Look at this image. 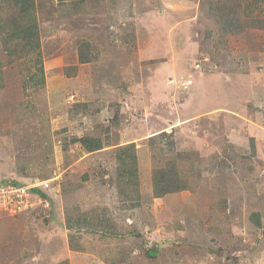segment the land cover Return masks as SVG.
<instances>
[{
  "label": "rangeland",
  "instance_id": "obj_1",
  "mask_svg": "<svg viewBox=\"0 0 264 264\" xmlns=\"http://www.w3.org/2000/svg\"><path fill=\"white\" fill-rule=\"evenodd\" d=\"M30 2L0 0V181H55L0 218V264H264V0Z\"/></svg>",
  "mask_w": 264,
  "mask_h": 264
},
{
  "label": "trees",
  "instance_id": "obj_2",
  "mask_svg": "<svg viewBox=\"0 0 264 264\" xmlns=\"http://www.w3.org/2000/svg\"><path fill=\"white\" fill-rule=\"evenodd\" d=\"M14 1L17 3H19V1H22L24 6L22 4L21 6H23V8H28V6H30L31 4L30 0H14ZM231 12L232 11L230 10L229 5H227L226 7L222 6L221 10L213 12L215 17L219 19L218 21L221 24L222 33L225 34L224 36L230 33H235L236 31H238L239 27H241L240 17L239 16L236 17L235 14H232ZM227 16H228V19L226 23L224 24L223 20H225ZM260 24L264 26V21L261 20ZM249 25H254V24H252L249 21ZM245 26L246 25H243L242 27H245ZM11 34H13V32H11ZM14 35L17 36L19 35V33L16 31V33L14 32ZM79 58L81 62H85L87 59H89V58L84 57L82 53H80ZM75 139H77V141L79 140L84 145V147L88 149V151H96L104 147L103 140L99 137L92 138V137L83 135ZM120 147H121V152L119 153V163H120V171H121L122 179H123L122 183L128 184V187H132V185L134 184L136 186V192L139 194L140 193L139 192V182L137 180V177L136 178L134 177V176H138L137 175L138 174V165H137L138 157L135 151V144L132 142V143L126 144V146H120ZM153 180H154L153 181V185H154L153 191L156 197H162L168 193L177 192L181 187L178 172L175 169V165H174V170L172 166H166L164 168L154 170ZM9 182H10V179L6 181H0V183H4V184H7ZM16 182L19 185L22 184L21 181L16 180ZM120 190L124 191L122 189V185L120 187ZM31 191L35 192L38 198H41L42 196H46L47 194L46 191L40 190V189H32ZM134 194L135 193L133 194L126 193V195L124 194V196L126 198H132ZM70 245H71L70 247L72 250H79V247H77L74 244L73 238L71 239Z\"/></svg>",
  "mask_w": 264,
  "mask_h": 264
},
{
  "label": "built area",
  "instance_id": "obj_3",
  "mask_svg": "<svg viewBox=\"0 0 264 264\" xmlns=\"http://www.w3.org/2000/svg\"><path fill=\"white\" fill-rule=\"evenodd\" d=\"M31 184L34 185H19L15 181H10L7 184L0 183V217L13 215L18 210L22 211L32 204L29 198V189L37 184Z\"/></svg>",
  "mask_w": 264,
  "mask_h": 264
},
{
  "label": "clouds",
  "instance_id": "obj_4",
  "mask_svg": "<svg viewBox=\"0 0 264 264\" xmlns=\"http://www.w3.org/2000/svg\"><path fill=\"white\" fill-rule=\"evenodd\" d=\"M16 180H18V181H21L22 182V184L21 185H25V184H31V183H29V182H26V181H24V180H20V179H10V181H15V183H17L16 182ZM55 181V178H52L51 179V183L47 186V185H43V184H40V183H37V182H35L37 185L36 186H32V188H30L29 189V193H30V196H31V190L32 189H40V190H46V189H48V188H50L51 186H52V184H53V182ZM36 195V194H35ZM30 198V197H29ZM30 201H31V203L33 202V200H31V198H30ZM32 205V204H31ZM30 205V206H31ZM6 216V215H5ZM8 216H11V215H8ZM2 217H4V216H2ZM1 218V217H0Z\"/></svg>",
  "mask_w": 264,
  "mask_h": 264
}]
</instances>
